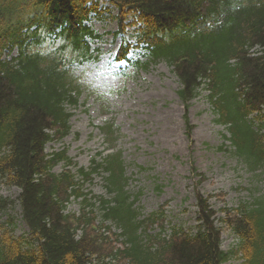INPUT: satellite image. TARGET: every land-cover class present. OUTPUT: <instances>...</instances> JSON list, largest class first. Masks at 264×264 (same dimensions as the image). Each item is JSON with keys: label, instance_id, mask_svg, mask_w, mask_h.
Listing matches in <instances>:
<instances>
[{"label": "trees", "instance_id": "16d2710c", "mask_svg": "<svg viewBox=\"0 0 264 264\" xmlns=\"http://www.w3.org/2000/svg\"><path fill=\"white\" fill-rule=\"evenodd\" d=\"M111 8L119 32L134 27L136 37L120 57L132 44L146 57L132 60L139 67L167 61L186 107L206 89L234 154L251 170L264 164V0H0V177L19 189L17 200H0V208L18 203L28 228L17 237L0 222V264H223L232 252L222 249L218 211L200 191L197 225L168 231L163 210L142 215L120 150L76 171L66 148L46 151L71 131L69 108L79 104L85 83L76 65L97 57L92 42L101 35L88 21ZM101 131L115 148V122ZM59 163L65 168L56 172ZM97 173H105L110 197L85 191ZM73 198L84 203L79 215L67 211ZM222 211L241 264H264V197ZM106 222L119 230L120 246L106 243Z\"/></svg>", "mask_w": 264, "mask_h": 264}, {"label": "rangeland", "instance_id": "374dc122", "mask_svg": "<svg viewBox=\"0 0 264 264\" xmlns=\"http://www.w3.org/2000/svg\"><path fill=\"white\" fill-rule=\"evenodd\" d=\"M115 14L113 8L111 16L105 11L89 20L93 29L103 35L93 42L99 57L76 69L85 85L79 104L69 108L74 114L71 132L63 140L50 142L47 151L67 148L76 168H87L93 158L100 160L101 156L120 150L130 176L128 189L140 192L137 205L142 215L163 210L168 231L171 226L187 231L195 227V192L211 196L210 204L218 210L222 249L232 252L223 264H240L242 260L235 254L237 236L219 218L224 217L222 208H237L264 197V164L251 170L233 153L223 136L224 127L215 121L206 90L188 108L184 106L177 94L178 77L165 60L139 67L116 59L123 40L132 39L133 35L117 33ZM129 57L145 60L139 49L131 51ZM106 121L115 122L119 128L115 148L105 142L101 132L100 126ZM63 167L61 163L55 170L60 172ZM85 187L96 196H108L103 174H95ZM18 195L19 189L0 177V200L15 201ZM82 209L79 199H73L68 206V211L77 214ZM94 212L95 224L100 226L101 209L97 207ZM0 222L6 223L15 236H28L18 203L0 208ZM153 228L158 231L157 226ZM101 231L111 236L106 243L120 246L121 241L115 237L119 230L114 225L111 233L106 227Z\"/></svg>", "mask_w": 264, "mask_h": 264}]
</instances>
